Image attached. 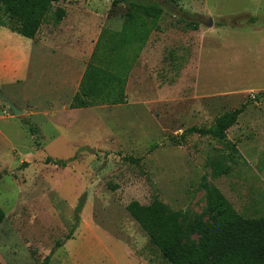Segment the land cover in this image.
Listing matches in <instances>:
<instances>
[{
  "label": "rangeland",
  "instance_id": "obj_1",
  "mask_svg": "<svg viewBox=\"0 0 264 264\" xmlns=\"http://www.w3.org/2000/svg\"><path fill=\"white\" fill-rule=\"evenodd\" d=\"M142 1L165 13L127 104L67 110L51 124L15 117L0 98V264H168L126 208L159 200L200 214L205 180L241 216H264V0ZM58 8L85 21L88 49L104 30H122L127 9L69 0L54 4L49 23ZM8 90L35 94L30 85ZM248 101L226 140L182 137ZM75 156L65 168L46 163Z\"/></svg>",
  "mask_w": 264,
  "mask_h": 264
},
{
  "label": "trees",
  "instance_id": "obj_2",
  "mask_svg": "<svg viewBox=\"0 0 264 264\" xmlns=\"http://www.w3.org/2000/svg\"><path fill=\"white\" fill-rule=\"evenodd\" d=\"M68 1L0 0V11L8 18V24L1 26L33 39L48 20L54 4ZM111 1L113 5H126L122 30H104L100 35L71 109L127 104L126 88L131 71L152 34L160 28L159 21L165 13L161 4L142 0ZM65 16L66 11L58 8L54 12V24H59ZM262 97L259 95L257 100ZM251 102L217 117L212 127H192L182 137L197 134L226 140L227 131ZM75 158L48 157L46 163L65 168ZM202 188L207 206L200 214L173 211L159 200L149 205L132 201L126 209L168 264H264V216L245 218L215 186L205 180ZM4 219L5 213L0 208V227ZM50 258L47 257L44 264H48Z\"/></svg>",
  "mask_w": 264,
  "mask_h": 264
},
{
  "label": "crops",
  "instance_id": "obj_3",
  "mask_svg": "<svg viewBox=\"0 0 264 264\" xmlns=\"http://www.w3.org/2000/svg\"><path fill=\"white\" fill-rule=\"evenodd\" d=\"M70 15L66 11L65 18L57 25L47 20L33 39L0 26V90L23 111L25 119L35 123L39 122L37 117L44 118L42 122L60 123L63 119L58 117H64L62 113L67 110L89 109H71L70 105L79 91L100 35L88 49L85 21L74 14L75 18L69 22ZM29 85L35 94L22 93L20 99L8 90L21 87L26 91ZM5 118L0 116V120Z\"/></svg>",
  "mask_w": 264,
  "mask_h": 264
},
{
  "label": "water",
  "instance_id": "obj_4",
  "mask_svg": "<svg viewBox=\"0 0 264 264\" xmlns=\"http://www.w3.org/2000/svg\"><path fill=\"white\" fill-rule=\"evenodd\" d=\"M210 26H212V21L210 23ZM0 98L4 103L12 110L13 115L15 117H20L23 115V111L19 110L13 103H11L3 94L0 93Z\"/></svg>",
  "mask_w": 264,
  "mask_h": 264
}]
</instances>
